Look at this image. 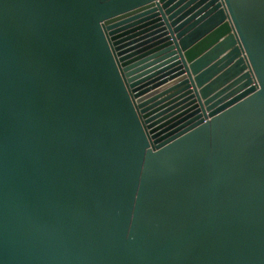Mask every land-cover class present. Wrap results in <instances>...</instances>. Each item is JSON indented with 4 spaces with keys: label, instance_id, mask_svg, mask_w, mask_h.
Instances as JSON below:
<instances>
[{
    "label": "water",
    "instance_id": "obj_1",
    "mask_svg": "<svg viewBox=\"0 0 264 264\" xmlns=\"http://www.w3.org/2000/svg\"><path fill=\"white\" fill-rule=\"evenodd\" d=\"M0 264H264V0H0Z\"/></svg>",
    "mask_w": 264,
    "mask_h": 264
}]
</instances>
